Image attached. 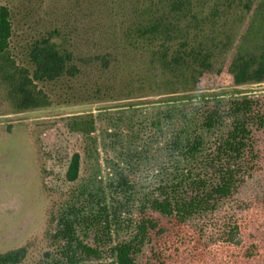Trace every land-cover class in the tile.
<instances>
[{"label":"trees","instance_id":"trees-1","mask_svg":"<svg viewBox=\"0 0 264 264\" xmlns=\"http://www.w3.org/2000/svg\"><path fill=\"white\" fill-rule=\"evenodd\" d=\"M71 1L93 12L83 17L100 38L55 26L28 44L29 66L11 57L14 16L0 7V83L14 110L49 106L38 84L66 85L67 103L85 107L41 135L58 206L43 262L221 264L232 234L264 218V91L194 92L264 83V44L234 45L264 30V18L243 30L255 0ZM137 94L161 99L123 103ZM226 208L234 217L208 240L205 223ZM26 257L12 250L0 264Z\"/></svg>","mask_w":264,"mask_h":264},{"label":"rangeland","instance_id":"rangeland-1","mask_svg":"<svg viewBox=\"0 0 264 264\" xmlns=\"http://www.w3.org/2000/svg\"><path fill=\"white\" fill-rule=\"evenodd\" d=\"M72 2V1H71ZM72 5L73 8L71 10ZM1 6H9L14 16V36L11 57L18 65H27V47L37 37L44 35L55 26H69L76 23L80 33L88 32V37L100 38L96 31L94 17L84 19L88 6L77 8L74 2L65 0H0ZM91 11V10H90ZM93 14V12L91 11ZM95 13V12H94ZM264 18V0H255L245 18L243 30ZM259 28L252 34L245 32L235 37V46L255 52L264 44V30ZM247 34V35H246ZM86 50L95 48L94 40ZM234 46V47H235ZM236 51V50H235ZM234 51V52H235ZM238 51V50H237ZM217 60L216 68L229 61ZM157 74L155 73L154 79ZM0 83V254L20 248L27 249V257L21 264H45L44 255L54 248V226L50 225L55 215L57 197L48 192L50 180L46 176L45 141L42 132L49 122L61 119L69 113L83 111L84 106L67 103V86L38 84L36 93L49 106L41 109L17 113L8 101ZM264 91V83L233 88L215 87L199 92L200 95H222L228 92ZM124 100L123 103L157 100L160 97ZM115 102L101 104L113 105ZM48 137V136H47ZM256 186L251 184L245 190L249 195ZM256 192V191H255ZM226 208L205 223V236L218 242L222 229L232 215ZM255 218V217H254ZM253 218V219H254ZM232 234L229 252L221 258V264H262L264 260V218L260 215L241 226ZM97 264V263H96Z\"/></svg>","mask_w":264,"mask_h":264}]
</instances>
